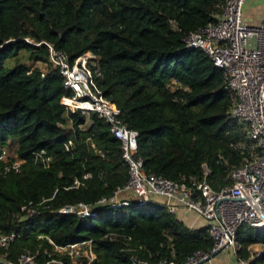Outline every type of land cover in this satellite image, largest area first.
I'll list each match as a JSON object with an SVG mask.
<instances>
[{"label": "trees", "instance_id": "trees-1", "mask_svg": "<svg viewBox=\"0 0 264 264\" xmlns=\"http://www.w3.org/2000/svg\"><path fill=\"white\" fill-rule=\"evenodd\" d=\"M219 1L0 0V149L23 161L21 172L0 173V232L19 237L0 250V259L16 263L27 250L43 261L44 249L86 241H92L95 254L91 264L156 263L172 260V252L182 264L194 252L210 250L206 228L188 229L159 202L95 207V215L84 219L55 212L65 204L94 205L109 197L127 183L128 166L102 118L60 105L70 93L46 44L71 60L95 55L104 96L119 108L126 128L138 133L145 172L201 179L206 163L208 181L223 185L248 155L241 148L248 143L246 134L228 118L221 70L202 50L181 41L215 22ZM20 53L27 63H49L51 70L43 74L27 63L3 67ZM42 150L50 157L47 168L33 162V154ZM3 166L0 162V172ZM86 173L84 185L71 188ZM43 199L50 200L38 216L16 219L22 205ZM109 233L131 237L140 249L123 251L121 243L105 237ZM237 243L245 258L248 245L264 244V229H240Z\"/></svg>", "mask_w": 264, "mask_h": 264}, {"label": "built area", "instance_id": "built-area-1", "mask_svg": "<svg viewBox=\"0 0 264 264\" xmlns=\"http://www.w3.org/2000/svg\"><path fill=\"white\" fill-rule=\"evenodd\" d=\"M244 4L245 0H220L216 4L218 14L215 22L181 39L187 48L202 50L221 70L230 103L228 118L239 122L246 134L248 143L242 144L241 148L248 155L238 168L228 173V182L223 185H213L208 181L211 171L206 163L201 165V179L179 175L177 180H171L145 172L143 160L137 153L138 133L126 128L119 118V108L104 96L99 85L102 72L95 55L87 52L71 60L65 52L46 44L51 65L61 77L64 90L70 93L60 98V105L70 113L79 111L86 116L94 113L102 118L110 133L120 142L121 158L128 166L127 183L112 195L101 197L94 205L83 202L65 204L55 210L57 214L91 218L95 215V207L117 209L133 202L144 206L161 198L170 213L175 214L177 209L174 205H178L207 221L210 250L196 251L182 264H212L216 255L226 249L236 258L235 264H264V244L248 245L247 256L242 258L238 254L237 243L240 229H264V20L257 26L247 25L243 21ZM0 162L4 163L0 172L3 177L21 172L23 161L7 148L0 149ZM33 162L47 168L50 157L42 150L33 154ZM89 178L90 174L86 173L81 179H74L71 188L82 187ZM49 200L22 205L16 219L21 221L38 216ZM105 237L121 243L125 252L140 249V246L132 244L131 237L116 233ZM18 238L14 232H0V250L7 249ZM49 243L53 245L50 240ZM42 253L43 261L38 252L25 250L18 255L16 263L3 259L0 263L91 264L95 260L92 241L54 246L52 251L44 249ZM135 262L178 264L173 252L172 260Z\"/></svg>", "mask_w": 264, "mask_h": 264}, {"label": "crops", "instance_id": "crops-1", "mask_svg": "<svg viewBox=\"0 0 264 264\" xmlns=\"http://www.w3.org/2000/svg\"><path fill=\"white\" fill-rule=\"evenodd\" d=\"M264 20V0H245L243 7V21L250 26H257ZM163 200V199H162ZM158 199L156 202H159ZM176 206L175 217L190 230L206 228L207 221L193 211Z\"/></svg>", "mask_w": 264, "mask_h": 264}, {"label": "rangeland", "instance_id": "rangeland-1", "mask_svg": "<svg viewBox=\"0 0 264 264\" xmlns=\"http://www.w3.org/2000/svg\"><path fill=\"white\" fill-rule=\"evenodd\" d=\"M25 56L23 55V53H20L17 57L14 58H10L8 60L5 61V63L3 64V67L5 69H11L13 68L16 64L18 63H27L25 58ZM26 65L29 66V69H39L43 74H47V72H49L50 69V65L49 63H43V62H28ZM86 128V127H85ZM16 142V141H15ZM10 152H13L12 150H10ZM159 203L163 204V200L161 198H159ZM236 258L233 256V254L231 253L230 250L226 249L224 251H222L221 253H219L218 255H216L215 259L212 260V264H235Z\"/></svg>", "mask_w": 264, "mask_h": 264}, {"label": "water", "instance_id": "water-1", "mask_svg": "<svg viewBox=\"0 0 264 264\" xmlns=\"http://www.w3.org/2000/svg\"><path fill=\"white\" fill-rule=\"evenodd\" d=\"M216 254H214L213 256H215Z\"/></svg>", "mask_w": 264, "mask_h": 264}]
</instances>
